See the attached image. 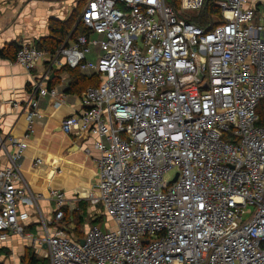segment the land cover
<instances>
[{
    "label": "built area",
    "instance_id": "1",
    "mask_svg": "<svg viewBox=\"0 0 264 264\" xmlns=\"http://www.w3.org/2000/svg\"><path fill=\"white\" fill-rule=\"evenodd\" d=\"M261 1L86 0L78 20L97 37L78 34L52 53L22 44L14 62L26 70L45 63L97 77L61 130L95 136L94 186L72 202L85 199L108 223L87 227L82 243L71 238L60 226L69 205L60 190L49 191L45 218L43 196L20 171L25 142L8 135L15 150L0 168V235L29 237L49 264H264ZM207 2L222 21H190ZM37 89L60 104L54 87ZM37 115L32 100L28 130ZM26 206L36 235L26 232Z\"/></svg>",
    "mask_w": 264,
    "mask_h": 264
},
{
    "label": "crops",
    "instance_id": "2",
    "mask_svg": "<svg viewBox=\"0 0 264 264\" xmlns=\"http://www.w3.org/2000/svg\"><path fill=\"white\" fill-rule=\"evenodd\" d=\"M85 2L86 0L84 3L80 0H0V168L8 165V154L15 150V146L8 142L7 136L22 139L25 149L19 162L20 171L32 192L43 196L37 204L45 218L53 217L54 203L48 198L49 191L60 190L64 193L69 204L64 208V213L69 215L76 211V214L80 215V205L86 200L78 199L74 206L73 198L85 197L94 186L95 158L98 155L94 148L95 136L78 137L61 130L62 120L79 109L81 94L90 85L80 93H69L66 89L70 77L66 70H61L63 66L50 69L47 64L41 63L26 70L14 62V56L22 44L36 45L41 38L51 37L50 27L67 22L75 11L80 15ZM257 9L259 14L264 13V0L258 3ZM74 32L75 25H71L62 43L72 42L76 36L72 34ZM93 36L94 34L89 35L90 38ZM94 52L96 49L90 47L87 59L93 60ZM81 72L86 76L94 75L91 71ZM38 83L54 87L60 104L55 105L47 95L34 94V87H37ZM32 100L36 101L39 115L33 117L28 130L26 114ZM36 159L40 162L35 163ZM22 209L29 214L28 219L24 221L26 232L31 236L36 235L38 225L35 210L31 206ZM84 218L86 217L83 216ZM76 222H61L60 226L71 238L80 239L88 226L82 234L77 235L73 233ZM16 239L24 241L25 245H31L35 250L33 254L37 257L46 255L44 246L39 249L29 237L21 238L12 234L0 235V248L8 250L7 243Z\"/></svg>",
    "mask_w": 264,
    "mask_h": 264
},
{
    "label": "trees",
    "instance_id": "3",
    "mask_svg": "<svg viewBox=\"0 0 264 264\" xmlns=\"http://www.w3.org/2000/svg\"><path fill=\"white\" fill-rule=\"evenodd\" d=\"M84 1L85 0H80L81 3H84ZM219 16H220V10L216 6H214L211 2H207L203 6V8L201 9L198 15H194V14L189 15L188 19L198 25L208 26V25H214V23H216V18ZM78 17H79V13L75 11L74 13H72V15L70 16L67 22H63L57 26H51L50 27L51 37L41 38L36 43L35 46L49 53L55 52L61 45L67 33V30L69 29L71 25H75L76 33L75 32H74L75 34L72 33L74 36L81 34V33H85L89 35L90 31L82 25V23L78 20ZM61 70H66L70 77L69 86L66 89V91L69 93H80L82 89H84L85 87L89 85L94 86L97 84V77H95L92 74L89 76H86L80 70L76 68H70L68 66H63ZM257 113H258V124H261L264 126V98L260 100L257 106ZM80 206H81L83 213L88 214L87 216H89V221L91 225L102 224V221L104 220L103 215L95 214L91 216V211H88V209L90 208L88 207V204L86 202H82ZM67 214L66 212L64 213L62 224H64V222L68 224L67 221L70 222V220L74 218V214H76V211H72L69 215ZM82 219H83V214H81L78 217L76 223L77 224L81 223ZM77 229H78L77 226L74 227V231H76ZM8 253L9 251L6 248L4 247L0 248V256L1 255L6 256ZM22 261L24 262L23 264H49L48 259L39 258L33 253L26 254V257Z\"/></svg>",
    "mask_w": 264,
    "mask_h": 264
},
{
    "label": "rangeland",
    "instance_id": "4",
    "mask_svg": "<svg viewBox=\"0 0 264 264\" xmlns=\"http://www.w3.org/2000/svg\"><path fill=\"white\" fill-rule=\"evenodd\" d=\"M220 21H222L221 14H220L219 17L216 18V23H218ZM93 37H97V36L94 35ZM92 58L94 59L95 56L93 55ZM89 208L91 210H94V213H97L98 215L100 214V209L99 208L98 209H93L90 206H89ZM250 211H251V208L250 207H246L243 210V215L247 216ZM81 214H83V216H85L86 218L82 219L83 224H82V222L76 224L78 229L76 231H74L73 233L77 234V235L78 234L80 235L81 233H83L84 229L87 226L89 227L91 225V223L89 221V216H87L88 214L87 213H83L82 209H81L80 215ZM80 215L79 214H74V218H72L71 221L73 222V220H75V222H76L77 217L80 216ZM107 223H108L107 220L104 219L102 221L103 227H106ZM68 226H66L67 229L69 228ZM7 246H8L7 248L9 250V253L6 256H3V255L0 256V264H23L24 262L22 260L26 257V254H32L33 252H35L34 248L31 245H28V244L25 245L24 241L19 240V239L10 241L9 243H7ZM38 257L46 258V255L45 256H39L38 255Z\"/></svg>",
    "mask_w": 264,
    "mask_h": 264
},
{
    "label": "water",
    "instance_id": "5",
    "mask_svg": "<svg viewBox=\"0 0 264 264\" xmlns=\"http://www.w3.org/2000/svg\"><path fill=\"white\" fill-rule=\"evenodd\" d=\"M52 75H53V74H52ZM52 75H51V76H52ZM37 90H38L37 87H34V94H37ZM79 241H80L81 243L83 242L82 239H80Z\"/></svg>",
    "mask_w": 264,
    "mask_h": 264
}]
</instances>
